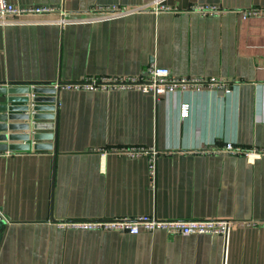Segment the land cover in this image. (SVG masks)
Wrapping results in <instances>:
<instances>
[{"label":"crops","instance_id":"1","mask_svg":"<svg viewBox=\"0 0 264 264\" xmlns=\"http://www.w3.org/2000/svg\"><path fill=\"white\" fill-rule=\"evenodd\" d=\"M7 1L50 12L0 24V88L138 78L150 65L224 85L158 99L60 88L56 121H38L55 124L42 142L53 148L0 153V264H264V154L222 151L264 149V15L239 14L264 0H164L178 11L160 13L151 0ZM131 147L153 155L120 152ZM143 215L232 225L227 240L56 227Z\"/></svg>","mask_w":264,"mask_h":264},{"label":"built area","instance_id":"2","mask_svg":"<svg viewBox=\"0 0 264 264\" xmlns=\"http://www.w3.org/2000/svg\"><path fill=\"white\" fill-rule=\"evenodd\" d=\"M156 13L178 10L171 9L164 5V0H151L148 7ZM146 9V8H145ZM195 13L204 16L222 15L226 11L218 6H197L192 9ZM50 12L44 8H22L10 4L7 0H0V24L4 23L10 17H23L27 15H39ZM118 10L111 8L109 10L99 9V14L106 18L117 15ZM242 19L249 17L264 15V9H248L242 10L240 13ZM224 83L210 80L204 81L202 79H189L175 77L171 75L169 69L150 65L146 68L142 77H128V78H113V79H99L97 81L82 82L76 84H55L54 89H82L86 91L91 90H114V91H131L135 90L143 94L151 93L156 99L169 93H185L193 90H199L203 87H220ZM190 113V106L186 103L179 108L181 119L188 118ZM222 151L234 154L244 155L250 161L264 154V149H238L232 144H225ZM124 155L134 159L141 155H153L152 151H146L144 148H124L121 151ZM105 156V153L102 154ZM149 169L152 171V160L149 161ZM232 225L231 221L227 220H158L154 217L143 215L139 217H123L100 220H86V221H65L57 223L56 227L61 230H75V231H116L126 233L128 235H138L141 231L154 232L164 231L168 234H178L182 236L192 235H216L227 240L229 230Z\"/></svg>","mask_w":264,"mask_h":264},{"label":"water","instance_id":"3","mask_svg":"<svg viewBox=\"0 0 264 264\" xmlns=\"http://www.w3.org/2000/svg\"><path fill=\"white\" fill-rule=\"evenodd\" d=\"M59 91L53 87L0 88V142H11L2 145L0 153L53 148L42 142L55 141V124L38 121H56ZM52 130L54 133L41 132Z\"/></svg>","mask_w":264,"mask_h":264}]
</instances>
